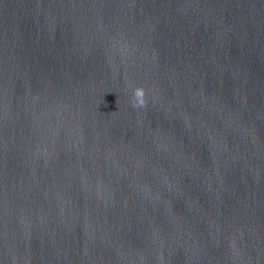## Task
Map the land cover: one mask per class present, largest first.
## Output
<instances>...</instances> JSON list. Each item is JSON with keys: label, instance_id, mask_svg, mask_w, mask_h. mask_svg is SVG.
<instances>
[{"label": "water", "instance_id": "95a60500", "mask_svg": "<svg viewBox=\"0 0 264 264\" xmlns=\"http://www.w3.org/2000/svg\"><path fill=\"white\" fill-rule=\"evenodd\" d=\"M0 264H264V0H0Z\"/></svg>", "mask_w": 264, "mask_h": 264}]
</instances>
